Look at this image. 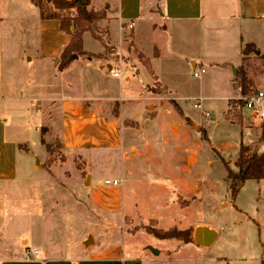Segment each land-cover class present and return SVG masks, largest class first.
Listing matches in <instances>:
<instances>
[{"label": "rangeland", "instance_id": "1", "mask_svg": "<svg viewBox=\"0 0 264 264\" xmlns=\"http://www.w3.org/2000/svg\"><path fill=\"white\" fill-rule=\"evenodd\" d=\"M134 1L137 0H124V7L132 6ZM33 2L37 5L39 1ZM93 2L90 1L88 10L106 15L105 11H95ZM6 6L7 3L0 0V14L6 12ZM52 6L54 11L50 15L61 16V20L77 15L75 8L59 10L53 3ZM25 15L19 21L15 19L18 23L8 26L7 32L0 33V119H11L14 115L12 108L16 104L12 86L9 88L12 78L17 74L27 76L26 69L17 63L24 52L18 44L25 40V29L34 30L36 26L34 15L28 12ZM102 20L93 25L97 37L90 33L105 48L104 58L120 61L121 56L110 46L106 30L99 26ZM50 34L48 39L54 40ZM114 36L118 51L123 50L121 36L118 32H114ZM142 36L146 50H152L148 34ZM205 36L210 40L214 58L222 61L228 56L222 47L213 48L214 40L218 41L221 34L217 38L210 30ZM85 45L93 51L101 50L92 39H87ZM231 47L235 53V47ZM192 50L186 48L185 53ZM258 51L252 52L243 64L252 83L249 92L264 91V60L261 58L264 52ZM204 68L206 74L196 79L187 57L174 65L160 66L162 80L171 87V93L156 83L147 88L150 76L144 73L140 83L126 88L122 87L126 73L119 79L100 77V83L110 90L120 106L114 113L118 116L120 111L124 119L122 145L86 153L88 160L71 157L64 172L72 177L71 171L76 170L74 160L76 166L84 170L78 181L85 180L86 192L84 195L75 193L74 181L66 183L64 178H54L47 194L52 199V211L45 234L41 226L33 227L28 223L33 213V196H36L28 193L34 185L32 181L23 186L1 185L0 234L3 238L15 242L20 237L18 245L27 250L30 245L26 240L35 233L41 238L39 242L48 244L51 257L72 260L84 259L90 252H102L111 244L123 246L125 243L131 250L149 251L147 257L152 264H264V181H247L232 201L228 180V167L236 170L241 144L249 148V155L264 152V125L244 121L235 103V98L241 96L240 90L236 95V89L230 85L234 77L231 69ZM87 84H93L91 79ZM226 97H231L228 106L233 109H227ZM198 103L202 104L201 109L195 107ZM207 113L211 117H207ZM24 136L21 140L26 142L37 138L31 133ZM2 140L4 135L0 128V174H8L15 159L4 149ZM50 145L51 159L43 164L45 168L67 160L59 143ZM88 178L90 184H86ZM107 180H117L119 186H108ZM197 225H212L220 231L221 238L215 248L178 252L172 242L157 239L148 232L149 229L167 231L176 227L191 229L193 237ZM89 237L93 242L87 244ZM161 242L168 247L161 248L160 256L154 255L151 249L158 250ZM167 250L178 252L177 257L169 260L164 253Z\"/></svg>", "mask_w": 264, "mask_h": 264}, {"label": "crops", "instance_id": "2", "mask_svg": "<svg viewBox=\"0 0 264 264\" xmlns=\"http://www.w3.org/2000/svg\"><path fill=\"white\" fill-rule=\"evenodd\" d=\"M4 2L7 8L6 12L0 14V33L7 32L8 26L13 27L27 12L34 15L36 28L25 29V40L18 44L19 48H24V52L17 63L26 69L27 76L17 74L10 83L16 104L12 108L15 109L14 115L11 119H0L4 149L9 150L15 159L12 171L0 174V186H23L32 181L34 185L28 193L36 196H33V213L28 223L33 227L41 226L43 233L51 221L52 199L47 194L55 177L64 178L66 183L74 181L75 193L84 195L86 192L85 180L82 183L78 181L84 170H80L74 160L76 170L71 171L72 177L65 173V166L71 157L81 156L83 160H88L86 153L122 145L121 123L124 119L120 111L118 116L114 113V109H120L119 103L110 90L100 83V77H113L109 73L111 67L118 66L121 77L123 73L127 74L122 85L124 88L140 83L141 74L144 73L150 76L151 85L148 84L147 88L156 83L171 93V87L163 82L159 70L164 64L174 65L187 57L192 69L204 66L211 69L228 68L234 73V80L236 69L245 62V45H253L254 53H259L258 50L264 52V0H137L128 8L124 7V0H94L92 6L95 11L106 13L99 26L106 30L111 40L110 46L115 48L121 59L114 61L104 58L103 45L93 39L90 32H86L83 35L84 50L95 57H78L72 60L67 69L59 71L61 54L71 41V36L61 31V16L50 15L54 11L52 3L45 1L39 7L33 0ZM130 24L134 25L132 29L128 27ZM51 25H56L54 31L50 29ZM210 30L216 33L217 38L221 34L218 41L214 40L213 48L222 47L228 52L222 61L214 58L211 52L210 40L205 36ZM114 32L121 36L123 50L118 51L113 41ZM143 33L148 34L152 50H146L142 44ZM49 34L54 40L48 39ZM87 39L100 45L101 50H90L85 45ZM231 46L235 47V53ZM186 48L193 50L186 54ZM206 49L208 52H205ZM89 79L93 83L90 86L87 84ZM230 85L233 87V83ZM234 91L237 95V90ZM230 100L231 97L224 100L227 109ZM26 133L34 134L36 140H21ZM99 136L102 137L99 139ZM42 140L48 144L59 143L67 160L43 167L51 156ZM92 179L93 176L91 184ZM198 228H209L216 232L217 237L210 246L197 243L195 234L189 244L177 239L163 241L172 242L178 252L215 248L221 238L220 231L212 225H197L195 230ZM34 234L26 240L30 245L27 250L18 245L20 237L14 242L0 234V264H152L151 258L147 257L150 256L149 251L131 250L125 243L123 246L111 244L99 253L90 252L81 260L51 257L48 244L39 242L41 238ZM164 247L168 246L163 242L157 246L159 256ZM164 253L169 260L177 257L173 250Z\"/></svg>", "mask_w": 264, "mask_h": 264}, {"label": "trees", "instance_id": "3", "mask_svg": "<svg viewBox=\"0 0 264 264\" xmlns=\"http://www.w3.org/2000/svg\"><path fill=\"white\" fill-rule=\"evenodd\" d=\"M37 6L41 7L43 1L53 3V5L59 10L76 9L77 15L74 18L60 20V29L62 32L71 36V41L65 47L61 54V61L58 66L59 71L67 69L73 60L74 56L77 57H95L87 53L83 46V34L91 32L94 36L93 25L96 21L105 19L106 15L96 14L93 11H89L88 7L91 0L79 1V0H38ZM97 37V36H96ZM99 39V37L97 38ZM253 45H245L243 50L244 61L253 52ZM264 60V56L261 57ZM252 86L251 81L247 76V71L244 65L236 69L235 78L233 80V87L236 90H240L241 95L249 93V89ZM264 139V131L262 133ZM42 144L45 145L48 152H51V145L42 140ZM249 148L241 144L240 156L235 164L236 170H232L228 167V180L230 182V194L232 201H235L240 190L247 181H262L264 180V152L253 153L249 155ZM151 235L160 240L177 239L183 241L185 244H189L193 241L192 230H180L176 227L170 230L164 231L161 229L148 230Z\"/></svg>", "mask_w": 264, "mask_h": 264}, {"label": "built area", "instance_id": "4", "mask_svg": "<svg viewBox=\"0 0 264 264\" xmlns=\"http://www.w3.org/2000/svg\"><path fill=\"white\" fill-rule=\"evenodd\" d=\"M128 27L132 29L134 25L130 24ZM109 73L115 78L121 77V71L118 68L111 67ZM204 74H206L205 68L193 69V77L196 79L201 78V76ZM235 100L239 110L242 112L244 121L248 122L249 124H255V126L264 125V91L254 92L252 90L246 95H241L235 98ZM195 107L201 109L202 104L198 103L195 105ZM228 109H233V107L228 106ZM206 116L211 117L209 113H207ZM105 183L108 186H119V182L117 180H107Z\"/></svg>", "mask_w": 264, "mask_h": 264}, {"label": "water", "instance_id": "5", "mask_svg": "<svg viewBox=\"0 0 264 264\" xmlns=\"http://www.w3.org/2000/svg\"><path fill=\"white\" fill-rule=\"evenodd\" d=\"M73 59H77V56H74ZM90 179L88 178V181L86 184H90ZM217 234L215 231L210 230L209 228H198L195 231V241L201 245L204 246H210L216 239ZM93 238L89 237L87 244L92 243ZM152 253L154 255H159V251L156 249H151Z\"/></svg>", "mask_w": 264, "mask_h": 264}]
</instances>
